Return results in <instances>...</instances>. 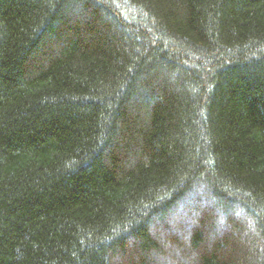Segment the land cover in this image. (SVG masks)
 <instances>
[{
	"label": "trees",
	"instance_id": "1",
	"mask_svg": "<svg viewBox=\"0 0 264 264\" xmlns=\"http://www.w3.org/2000/svg\"><path fill=\"white\" fill-rule=\"evenodd\" d=\"M0 264H264V0H0Z\"/></svg>",
	"mask_w": 264,
	"mask_h": 264
}]
</instances>
